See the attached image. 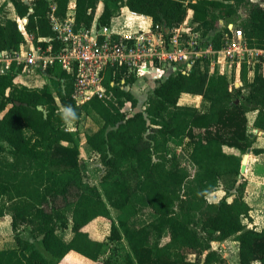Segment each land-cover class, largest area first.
Masks as SVG:
<instances>
[{"label":"trees","instance_id":"obj_1","mask_svg":"<svg viewBox=\"0 0 264 264\" xmlns=\"http://www.w3.org/2000/svg\"><path fill=\"white\" fill-rule=\"evenodd\" d=\"M72 1L77 28L93 24L102 2L99 26H110L127 6L152 17L168 38L192 9L193 30L201 32L203 45L221 48L233 24L250 47L264 49V4L253 0H6L0 10L12 4L15 17H0V57L26 43L18 18H28L25 30L35 45L47 47L48 41L39 38L49 37L57 51L50 14L65 18ZM23 67L12 61L0 68V218L11 216L18 244L0 249V264H60L68 255L97 262L107 239L126 240L129 250L122 261L110 257L105 264H230L212 246L227 239L238 241L237 264L264 263V228L244 223L253 218L244 197L247 179L241 175L249 148L264 156V148L254 147L257 135L248 131L250 111L257 112L254 127L264 131V65H256L250 80L244 63L239 86L226 75L210 74L207 65L202 69L200 61L190 72L170 71L157 77L145 108L133 113L125 106L129 102L136 108L140 102L130 87L137 76L125 67H108L106 94L82 104L72 95L74 75L59 62L42 73L48 82L39 87L21 82ZM183 93L208 101L200 126L195 124L198 107L179 103ZM68 106L75 116L69 113L64 120L61 111ZM83 112L98 125L86 134L105 168L95 185L85 179L79 131L67 128L68 121L79 123ZM187 137L193 143L187 156L170 147L182 146ZM229 176L234 184L223 187L219 201H209ZM110 207L120 211L116 219ZM97 219L110 223L104 239L86 230ZM22 226L41 238L56 262L38 249L29 251L32 243L21 236ZM70 227L74 235L67 242L58 231Z\"/></svg>","mask_w":264,"mask_h":264},{"label":"built area","instance_id":"obj_2","mask_svg":"<svg viewBox=\"0 0 264 264\" xmlns=\"http://www.w3.org/2000/svg\"><path fill=\"white\" fill-rule=\"evenodd\" d=\"M71 6L74 9L69 8L65 18L50 14L57 51H54L52 38L40 37V41L49 43L43 47L35 45L26 35L29 47L26 49L24 44L18 52L11 54L9 64L12 61L24 64L22 73H44L49 66L59 62L75 77L72 95L78 104L94 95L106 94L104 76L108 67H125L132 74L145 71L147 64H154L162 67L165 75L170 71L190 72L200 61L202 69L207 65L210 74L226 75L233 85L238 86V78L234 76H240L238 73H241L244 63L247 64L248 75L252 73L253 76L256 65H264V49L250 47L243 31L234 29L233 24L229 25L232 35L228 36L226 43L215 48L211 43L203 45L201 32L194 31L193 27L184 30L182 24L170 29L172 34L167 38L162 26L154 24L152 17L132 10H129L132 15L142 19L135 33L128 34L123 30L104 33L98 30L96 20L90 27L77 28L75 4ZM148 18L151 22L145 26ZM22 30L26 33L24 26ZM251 264L264 263L256 260Z\"/></svg>","mask_w":264,"mask_h":264},{"label":"rangeland","instance_id":"obj_3","mask_svg":"<svg viewBox=\"0 0 264 264\" xmlns=\"http://www.w3.org/2000/svg\"><path fill=\"white\" fill-rule=\"evenodd\" d=\"M52 1V0H51ZM6 3V0H0V7L3 6V4ZM53 3V2H52ZM74 4L73 1L71 2V5ZM70 5V9H74L73 6ZM103 7V3H99L98 8L96 10V16L95 20L96 23H98V18L101 13V9ZM1 9V8H0ZM9 15V16H14L15 17V10L12 4H7L3 8V10H0V17L3 15ZM120 16V19L115 22V25H118L120 30L125 31L126 33H135L139 29V22L142 21V19L132 15L128 10L126 12L121 13L118 15ZM192 17H187L186 21L182 24L183 28L182 29H188V27H193L195 26V22L192 20ZM19 24H23V19L20 20L18 18ZM24 26V24H23ZM98 26V24H97ZM145 26H148V22ZM25 27V26H24ZM28 35V39H31V36L26 32L25 36ZM33 41V40H32ZM30 41L27 40L26 36V43L25 47L26 49L29 47ZM11 54L8 52H4L1 57H0V68H8L10 59H11ZM201 64V63H200ZM147 68H150L151 74L144 73L147 69H144L145 71H140L137 75V81L135 85L133 86V90L139 97V104L136 108L131 106V103L127 102L125 109L130 111V112H135L137 110H141L145 108V104L147 101V96L151 90L156 84V78L160 75H163V68L162 67H155L154 64H147ZM142 72V74H141ZM19 79L21 82L30 85V86H42L44 83L48 82V79L40 72L37 71L35 73H28V72H23L20 76ZM34 79V80H33ZM37 80V81H36ZM41 80V82H40ZM34 81V83H33ZM197 103V105L193 104ZM208 101L205 100L203 97L199 98L197 102H192V106H196L199 109V116L196 121V125L200 126L202 122L205 120L203 119L205 114L208 111ZM256 115V111H250L248 113V131L253 132V119ZM95 119L89 116L87 113L83 112L79 123H75L74 121H68L67 123V128L70 130H77L79 131L80 134V153H81V159L83 161L84 166L86 167L85 173V179L86 181L90 182L91 184H99L100 178L102 174L105 171V168L103 164L101 163L99 155L92 151L90 146L86 142V134L87 133H93L95 129H97V124L94 121ZM264 141V140H263ZM170 147L175 150L177 153H182L184 155H188L191 152V149L193 147V143L191 139L188 137L185 139L184 144L182 146H178L175 144H170ZM228 151H232L231 148H227ZM250 166L248 165V168L250 167L251 171H257L255 172L256 177H260L263 175L262 170L260 169L261 165H264V156H259L255 157L253 154L250 157ZM245 176L247 179L248 183V178L247 174H242ZM262 178L260 177L259 180H257L255 187L253 189V193L256 195V200L254 203L256 204L257 208L260 210H264V182L261 183ZM234 184V176H229L227 179H223L221 181L220 187H231ZM210 199H216L215 197L217 196H208ZM208 198V199H209ZM253 202V201H252ZM112 216L116 219L117 216L119 215L120 211L117 208L110 207ZM99 221L101 224H99ZM86 230L90 232V234L97 239H104L107 236L110 235L111 233V226L110 223L104 219L100 220H94L88 226L86 227ZM20 234L22 237L25 239H28L31 241V249H38L40 250L44 256L52 262H56L57 259L51 256L49 252L46 251V249L43 246L41 238H34L31 234L30 227L29 226H22L20 229ZM234 240H229V242H226L225 244L218 245V251L224 256H226L228 262L230 264H236L237 258L239 261V255H237L236 251V244L233 242ZM12 243L15 245H18L16 240H15V232L12 230L11 226V218L9 217H3L0 218V249L2 248H11ZM128 245L126 240H109L107 239V250L106 252L100 257V259L97 262H92L84 257H81L79 255H68L66 256L60 264H105V261L107 258H112L117 262H120L124 259L126 253L128 252ZM194 255H189L188 259H194Z\"/></svg>","mask_w":264,"mask_h":264},{"label":"crops","instance_id":"obj_4","mask_svg":"<svg viewBox=\"0 0 264 264\" xmlns=\"http://www.w3.org/2000/svg\"><path fill=\"white\" fill-rule=\"evenodd\" d=\"M51 1V0H50ZM53 1V0H52ZM253 1H256V2H260V3H263L264 4V0H253ZM74 3V2H73ZM100 3H102V2H100ZM75 4V3H74ZM103 8V7H102ZM102 10V9H101ZM126 10H130L129 9V7H127V6H124L123 8H122V13H123V15H124V13L126 12ZM188 16L189 17H192L193 18V10L192 9H190L189 10V14H188ZM120 19V16H115V17H113L112 18V21H111V24H110V26H108V27H102V26H97V28H98V30H100L101 32H104V33H109V32H111L112 30H120L119 29V27H118V25H115V22L117 21V20H119ZM193 20V19H192ZM98 22V21H97ZM151 22V19H149L148 18V24ZM140 24H142L141 22H139ZM98 24V23H97ZM147 24V23H146ZM182 28H183V26H182ZM3 54V53H2ZM151 71L152 70H150V68H148L144 73H147V74H151ZM141 74H142V72H141ZM238 74H240V76L238 75V77L237 76H234V77H236V78H238V84L239 85H241V73H238ZM138 75V73H136V76ZM255 75V74H254ZM159 77V76H158ZM248 78L250 79V80H252L253 78H254V76H253V74L251 73L250 75H248ZM34 80V79H33ZM37 81V80H36ZM40 82H41V80H40ZM156 82H157V78H156ZM33 83H34V81H33ZM136 83V82H135ZM135 83L133 84V86L135 85ZM156 85V84H155ZM238 85V86H239ZM133 86H130L131 88H132V90H133ZM152 89V88H151ZM134 91V90H133ZM135 92V91H134ZM138 96V95H137ZM199 98H202V96L201 95H193V94H189V93H183L182 95H181V97H180V99H179V103L180 104H183V105H192V102H197V100L199 99ZM193 104H195V105H197V103H193ZM2 114L3 113H0V117L2 116ZM256 115H257V112H256ZM256 115H255V117H254V119H253V121H252V123L254 124V120H255V118H256ZM253 132H250V133H253V134H256L257 135V138H256V142H255V144H254V147H260V148H264V131H262V130H259V129H257V128H255L254 127V125H253ZM254 155L255 157H259V156H263V155H257V154H255L254 152H253V149L251 148V152H250V157H251V155ZM250 162H251V160H250V158H249V161H248V165L250 164ZM248 165H247V169H246V172L244 173V174H247V178H248V183H247V186H246V192H245V195H244V197H245V199H246V201L250 204V206L252 207V210L250 211V214H251V216H252V218H253V221L252 222H250V221H248L247 219L246 220H244V223H246L249 227H255L256 229H258V230H261V229H263L264 228V210H260V209H258L257 208V206H256V204L254 203V201L256 200V195H255V193H253L252 191H253V189H254V187H255V184L257 183L256 181L257 180H259L260 179V177L262 178L261 180H263V181H261V183H263L264 182V165L262 164L261 165V167H260V169L262 170V173H263V175L262 176H260V177H256L254 174H255V172L257 171V169L255 170V171H251L250 170V167L248 168ZM250 166V165H249ZM225 190H224V188L223 187H220V188H218L217 190H215L214 192H212V193H210L209 195L210 196H217V197H215L216 199H210L209 197V201H211V202H216V201H219L224 195H225ZM208 195V196H209ZM234 197H235V194H232L231 196H229L228 197V200L229 201H232L233 199H234ZM253 201V202H252ZM5 217H9V218H11V216L10 215H7V216H5ZM98 220H100V219H98ZM99 224H101V222L99 221ZM58 233H59V235L60 236H62V238L65 240V241H67V242H69L72 238H73V235H74V233H73V231H72V229H71V227L70 228H68V229H65V230H59L58 231ZM229 240H233V239H227V240H223V241H220V240H214V241H212V246H213V248H215V249H217L218 247H216V246H218V245H222V244H225L226 242H229ZM235 244H236V251H237V255H238V253H239V244H238V241H236V240H234L233 241ZM11 247H17V245H15L14 243H12V245H11ZM218 250V249H217ZM224 257H226L225 255H224ZM237 262H238V258H237ZM237 264V263H236Z\"/></svg>","mask_w":264,"mask_h":264},{"label":"water","instance_id":"obj_5","mask_svg":"<svg viewBox=\"0 0 264 264\" xmlns=\"http://www.w3.org/2000/svg\"><path fill=\"white\" fill-rule=\"evenodd\" d=\"M28 21V18H24L23 19V24H25ZM23 24H20V28H23ZM166 31H170V27H166ZM250 152H251V148H249L247 150V152L243 155V159H242V165H241V175L244 174L246 172L247 169V165H248V161H249V157H250Z\"/></svg>","mask_w":264,"mask_h":264},{"label":"clouds","instance_id":"obj_6","mask_svg":"<svg viewBox=\"0 0 264 264\" xmlns=\"http://www.w3.org/2000/svg\"><path fill=\"white\" fill-rule=\"evenodd\" d=\"M69 113H71L73 116H75L74 110L71 108V106H68L61 111V118L64 120H67Z\"/></svg>","mask_w":264,"mask_h":264},{"label":"bare ground","instance_id":"obj_7","mask_svg":"<svg viewBox=\"0 0 264 264\" xmlns=\"http://www.w3.org/2000/svg\"><path fill=\"white\" fill-rule=\"evenodd\" d=\"M250 158V157H249Z\"/></svg>","mask_w":264,"mask_h":264}]
</instances>
